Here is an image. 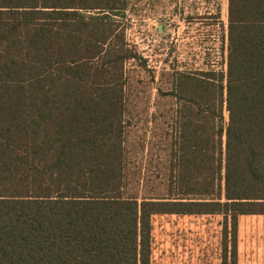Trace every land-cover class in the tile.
Here are the masks:
<instances>
[{
    "label": "trees",
    "instance_id": "trees-1",
    "mask_svg": "<svg viewBox=\"0 0 264 264\" xmlns=\"http://www.w3.org/2000/svg\"><path fill=\"white\" fill-rule=\"evenodd\" d=\"M127 1L0 0V264H151L154 217L216 213L235 264L237 216L264 214V0H228L218 83L177 73L163 195L127 188L124 65L142 61L113 17Z\"/></svg>",
    "mask_w": 264,
    "mask_h": 264
},
{
    "label": "rangeland",
    "instance_id": "rangeland-1",
    "mask_svg": "<svg viewBox=\"0 0 264 264\" xmlns=\"http://www.w3.org/2000/svg\"><path fill=\"white\" fill-rule=\"evenodd\" d=\"M127 2L124 13L113 17L124 25L126 41L142 56V61L124 65L127 188L140 195H163L178 190L174 140L179 135L180 117L175 113L179 103L168 91L180 72L213 71L216 83L218 74L225 75L222 37L228 0ZM225 80L220 81L223 99ZM226 108L223 101V118L218 120L223 126L228 120ZM221 140L223 166L225 134ZM236 220L235 264H264V214H240ZM230 225L229 217L224 220L221 213L156 216L151 264H231Z\"/></svg>",
    "mask_w": 264,
    "mask_h": 264
},
{
    "label": "crops",
    "instance_id": "crops-1",
    "mask_svg": "<svg viewBox=\"0 0 264 264\" xmlns=\"http://www.w3.org/2000/svg\"><path fill=\"white\" fill-rule=\"evenodd\" d=\"M227 14H228V12H227ZM158 29H159V25H158ZM159 30H161V29H159ZM227 38H228V17H227V25H226V31L224 32V35H223V37H222V49H223V51H227V43H224V42H226L227 41ZM224 45H225V47H224Z\"/></svg>",
    "mask_w": 264,
    "mask_h": 264
},
{
    "label": "water",
    "instance_id": "water-1",
    "mask_svg": "<svg viewBox=\"0 0 264 264\" xmlns=\"http://www.w3.org/2000/svg\"><path fill=\"white\" fill-rule=\"evenodd\" d=\"M159 29H161V25H159Z\"/></svg>",
    "mask_w": 264,
    "mask_h": 264
}]
</instances>
